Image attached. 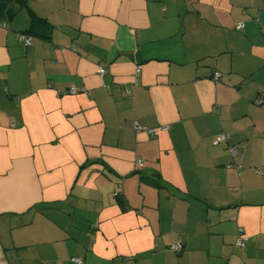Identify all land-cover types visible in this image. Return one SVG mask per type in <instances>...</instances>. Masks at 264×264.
<instances>
[{"label": "crops", "instance_id": "crops-1", "mask_svg": "<svg viewBox=\"0 0 264 264\" xmlns=\"http://www.w3.org/2000/svg\"><path fill=\"white\" fill-rule=\"evenodd\" d=\"M11 3L0 264H264V0Z\"/></svg>", "mask_w": 264, "mask_h": 264}, {"label": "built area", "instance_id": "built-area-1", "mask_svg": "<svg viewBox=\"0 0 264 264\" xmlns=\"http://www.w3.org/2000/svg\"><path fill=\"white\" fill-rule=\"evenodd\" d=\"M241 27H243V25L241 24V25H239V28H241ZM0 28H7V24L6 23H4V22H0ZM17 37H18V40H19V42L20 43H22L25 47H29L30 45H32V43H33V40H32V38L29 36V35H26V34H18L17 35ZM98 74L101 76V77H104L106 74H107V72H106V70L104 69V68H100L99 69V71H98ZM136 74L137 75H139L140 74V69L139 68H137L136 69ZM219 78H220V74H215V80H219ZM71 94H77V93H80V92H82V91H80L78 88H76V87H72L71 89H70V91H69ZM84 92V91H83ZM126 93H129V91H126ZM142 130H146L145 128H143V127H141V126H136V131L137 132H140V131H142ZM150 134H153L154 133V131L153 130H147ZM227 140V137L225 136V135H220V136H218L217 138H216V140L214 141V145H218V144H220V143H222L223 141H226ZM230 151H231V153L233 154V155H236V153L238 152V150L237 149H235V148H230ZM138 162V164L139 165H142V161L141 160H138L137 161ZM239 245L241 246V247H244L245 246V243L244 242H242V241H240L239 242ZM172 249L174 250V251H179L180 249H181V247H180V245L179 244H177V245H173L172 246ZM75 264H82V261L80 260V259H74V261H73Z\"/></svg>", "mask_w": 264, "mask_h": 264}, {"label": "trees", "instance_id": "trees-1", "mask_svg": "<svg viewBox=\"0 0 264 264\" xmlns=\"http://www.w3.org/2000/svg\"><path fill=\"white\" fill-rule=\"evenodd\" d=\"M11 1L19 2V3L23 4V5H26L27 1H29V0H0V16L4 15V16L11 17L13 15L14 12H13V8L11 7V4H12ZM4 21H5L4 19H0V22H4ZM33 25L44 27L46 29L50 28V25L47 22H45L42 19H38V18H35L33 20ZM22 34L31 35L32 34V30L30 29L28 31L23 32ZM17 39H18V37H17ZM20 98L21 97H18V99H20ZM144 178L146 180H148V182H150L151 184L157 186L158 188L161 187V184H160V182L158 181L157 178H150V177H144ZM115 196L117 198V201L120 203V205H122L125 208L126 201L123 198L122 190L120 189L117 192H115Z\"/></svg>", "mask_w": 264, "mask_h": 264}]
</instances>
